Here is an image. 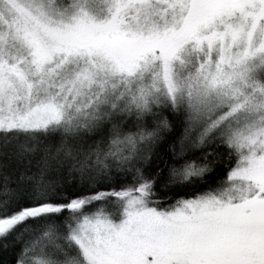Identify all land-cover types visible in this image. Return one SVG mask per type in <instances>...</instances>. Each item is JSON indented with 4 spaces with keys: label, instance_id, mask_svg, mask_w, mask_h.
I'll return each mask as SVG.
<instances>
[{
    "label": "snow or ice",
    "instance_id": "6c2138e0",
    "mask_svg": "<svg viewBox=\"0 0 264 264\" xmlns=\"http://www.w3.org/2000/svg\"><path fill=\"white\" fill-rule=\"evenodd\" d=\"M0 264H264V0H0Z\"/></svg>",
    "mask_w": 264,
    "mask_h": 264
}]
</instances>
